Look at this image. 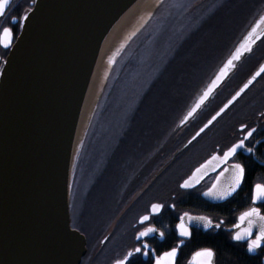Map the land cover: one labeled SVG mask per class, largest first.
Wrapping results in <instances>:
<instances>
[{
	"label": "water",
	"instance_id": "water-1",
	"mask_svg": "<svg viewBox=\"0 0 264 264\" xmlns=\"http://www.w3.org/2000/svg\"><path fill=\"white\" fill-rule=\"evenodd\" d=\"M163 1H36L0 75V264H81L85 246L70 224L69 189L87 103L131 16L135 12L142 15L129 31L132 35ZM208 1L196 0L191 9ZM262 16L264 5L191 101L173 134L180 135L195 121L264 39V23L257 27ZM253 28L256 32L250 36ZM237 50L239 59L225 68ZM262 66L264 58L164 166L221 118L264 73L260 72ZM209 89L208 97L189 116ZM212 165L201 173L195 170L190 176L196 174L192 185L208 174Z\"/></svg>",
	"mask_w": 264,
	"mask_h": 264
},
{
	"label": "flooded vegetation",
	"instance_id": "flooded-vegetation-1",
	"mask_svg": "<svg viewBox=\"0 0 264 264\" xmlns=\"http://www.w3.org/2000/svg\"><path fill=\"white\" fill-rule=\"evenodd\" d=\"M36 1L10 0L4 16L0 17V36L4 28L12 30L10 46L5 48L0 44V75ZM263 58L264 46L251 58L234 90ZM234 90L227 93L224 101ZM223 102L189 127L182 144ZM242 126L246 127L242 130ZM252 129L256 131L245 140V148L238 149L226 164L220 163L213 170L217 163L213 161L210 172L198 183L189 188L181 186L199 166L213 155L222 156ZM160 144L150 152L144 147L140 149L133 160L134 164L125 170L128 173L133 172L129 175L130 181L120 187L118 195L122 192L121 196L117 198L115 195L111 200L110 195L101 201L95 215L92 214L94 216L88 214L91 210L89 200L80 206L83 214V217H79L82 231L76 229L79 227L75 225L70 212L71 227L85 246L81 264H116L118 260L126 258V264H155L157 257L173 248L177 249L174 264H262L264 246L249 252L247 241H236L233 236L238 231L234 225L240 223L239 216L243 212L258 207L264 213V201L253 203L252 200L255 185L264 184V73L229 113L221 117L167 166L164 164H167L169 156L176 150L165 152ZM247 148L252 151L248 152ZM237 163L245 168V177L240 186L226 199L205 195L218 181V189L227 187L231 181V173L223 170ZM150 171H153L151 179L146 180ZM114 188L116 187L112 188V193L113 190L116 191ZM105 203L107 204L104 205ZM155 204L162 205L159 211H153L152 206ZM144 216L149 219L141 222ZM181 218L190 233L188 236L179 234L177 225L181 223ZM149 227L156 231L137 239L139 233ZM243 227H247V224ZM257 231L254 227L253 238ZM160 233L164 235L161 236ZM136 248H140L141 252H136ZM206 249L212 251L211 258L197 255ZM130 252L133 253L132 256H128Z\"/></svg>",
	"mask_w": 264,
	"mask_h": 264
},
{
	"label": "trees",
	"instance_id": "trees-1",
	"mask_svg": "<svg viewBox=\"0 0 264 264\" xmlns=\"http://www.w3.org/2000/svg\"><path fill=\"white\" fill-rule=\"evenodd\" d=\"M195 1L192 0L193 4ZM210 1L194 9L189 6L191 2L186 6L178 4L168 14L180 26L182 25L180 28H184L187 23L193 20H198L200 16L204 17L201 23L172 49L170 57L154 74V78L148 83L146 89L141 92L125 129L116 138L115 147H113L115 151L112 150L115 153H113L111 161L108 162L109 157L105 158L102 165L104 169L102 168L101 172V174L104 172V178H101L98 185L103 190L104 197L107 196L106 199L112 188L117 185L118 173L124 170L122 167L128 161L134 163L133 160L142 147L150 152L170 136L191 101L220 65L242 31L264 5V0H223L224 2L222 1L214 11L205 12ZM202 9L205 10L201 13ZM162 12H164V5L158 8L138 28L139 30L137 29L138 31L136 30L137 33L135 31L132 35L131 32L126 34L120 41V43H125L124 48L123 44L118 43L112 49L111 56L123 48L119 52L122 57L128 44H126V39L129 34L131 35L129 39L135 33L137 34L134 35L135 38H140L135 53H138L141 47L151 46L155 39L162 37L166 28H170L169 20L171 19L165 15L166 13L161 15ZM149 24L151 26L155 24V26L147 30ZM140 30L142 34L138 37ZM133 69L130 64L125 65L119 77ZM117 79L115 78L112 82L116 83ZM136 143L139 144V148ZM89 144V148L92 150L93 147L94 149V139L90 140ZM89 153L90 151L85 152L84 158L88 159ZM104 197L102 196V198ZM91 203L90 211L95 213L100 206L99 202L98 204L95 201ZM92 214L89 215H95Z\"/></svg>",
	"mask_w": 264,
	"mask_h": 264
},
{
	"label": "rangeland",
	"instance_id": "rangeland-1",
	"mask_svg": "<svg viewBox=\"0 0 264 264\" xmlns=\"http://www.w3.org/2000/svg\"><path fill=\"white\" fill-rule=\"evenodd\" d=\"M162 4L164 5V12H162L161 15L164 13H166L165 15H168L173 11L176 5L181 4L182 6H186L189 4V6L192 7L193 2L192 0H164ZM168 16L171 18L169 20L170 28H166V32H164L165 34L157 39L158 42L152 52H148L150 46H144L141 47L138 53H135V50L138 48V44L140 42V38L138 39L134 36L139 30L138 29L136 33L126 42V44H128L122 54V57L119 52L122 51L125 44L124 46L122 45L123 48H120L114 56H109L107 58V61L103 64L96 79L79 129L70 175L69 209L75 225L79 227H76L78 231L83 230L80 227L81 222L79 217H83L80 206H83L88 200L90 203L95 201L98 204L99 202L100 205V203L102 204L103 200L107 197H104L102 193L103 190L100 189V185H98L101 178H104V172L102 174L101 172L104 169L102 165L104 164L105 158L109 157L108 162L111 161L113 153H115L113 152L115 151V149L113 150V147H115L114 143L116 138L125 129L124 127L127 124V120L132 113L141 92L146 89L148 83L154 78V71L161 63L160 61H162L165 55L169 53L173 44L179 43L185 34L182 31L183 28H179L180 24L176 27L173 26L176 22L170 15ZM154 26L155 24L152 26L150 25L147 30H150V28L152 29ZM130 29L131 28L128 27L126 29L127 32H129ZM141 34L142 32L140 30L138 37H140ZM122 37H124V35H122ZM128 64L133 66L134 69L119 77L122 69ZM115 78L117 79V82L113 83ZM114 84H116V86H113ZM92 139H94V149L92 147L91 150L89 148V142ZM137 148H139V144H137ZM162 148L165 150L164 147ZM89 151L90 153L88 159L84 158L85 152ZM82 154L83 157H81ZM83 158L87 161H83ZM132 164L134 163L128 161V163L122 167L124 170L121 173H118L119 180L116 183L117 185L114 184L116 187L114 189L116 191L113 190V193L109 192L111 200H113L115 195L116 197L121 196L122 192L118 195L120 187L123 183L126 184L130 181L129 175L133 172L131 171L132 168L130 169V173L125 172V170H128V166L131 167ZM152 164L154 167L155 161H153ZM151 169H153L152 166ZM185 173L187 174V170H185ZM121 181L122 183L120 184ZM144 182L145 180L142 184ZM87 183L89 186L84 191ZM126 189L129 188L126 187ZM102 196L104 198H102ZM90 203L89 207L92 208V203ZM106 204L107 203L104 205ZM92 213L94 212H88V214Z\"/></svg>",
	"mask_w": 264,
	"mask_h": 264
},
{
	"label": "snow or ice",
	"instance_id": "snow-or-ice-1",
	"mask_svg": "<svg viewBox=\"0 0 264 264\" xmlns=\"http://www.w3.org/2000/svg\"><path fill=\"white\" fill-rule=\"evenodd\" d=\"M9 3H10V0H0V17L4 16L5 11H6L7 7L9 6ZM259 23H264V16H262L260 18V21L258 22L257 27L259 26ZM255 32H256V28H253L252 33H250L249 35L251 36ZM11 39H12V30L10 28H4L3 34H2V36H0V44H3V46L5 48H8L11 44ZM239 54H240L239 50H237V54H235L233 56L232 60L228 61V64L225 66V68L231 67L232 61L235 59H239ZM260 72H264V66L261 67ZM260 72H258L257 75H260ZM221 75H224V70H222ZM219 79H220V77H217V80H219ZM213 86H215V82H213ZM245 87H247V85H245ZM210 91H211V89H209L208 92L204 93V95L201 97V99L197 103V105L192 109L191 112H189V114H188L189 116H191L192 113L195 112V110L200 107V104H202L204 102V100L208 97V94ZM237 95H239V93H237ZM233 99H235V97H233ZM229 103H231V101H229ZM227 107H228V105H225V108H227ZM223 111H224V109H221V112H223ZM219 115H220V113L218 112L217 116H219ZM215 119H216V117L214 116L212 118V120H215ZM208 123L211 124L212 121L210 120ZM207 126L208 125H205V127H207ZM244 127H246V126H242V130ZM203 130L204 129H201V132ZM255 131H256L255 129L248 131L243 139H241L238 143H235L230 148H228V150L225 151L222 156L213 155L210 160L206 161L204 164L201 165L200 168L196 169V173H201L202 170H206L209 165L213 164V161L217 162L216 165L213 167V170H215V167L219 166L220 163L226 164L227 161L229 160V158L233 157L236 154L238 149L245 148V140H248L253 135V133ZM197 135H199V133ZM246 150L248 152L252 151L251 148H247ZM223 171L231 173V181L229 182L228 186L225 188H219L218 189V183H219V181H218V183L214 184L212 189H210L208 192H206L205 195L213 196V197L219 198V199H226L229 195L232 194V192H234L240 186V184L244 180L245 168L239 163L233 164V165H231L230 168H225ZM221 175H223V172H221ZM195 178H196V174H194L193 177H190L189 180L185 181L184 184L181 186L184 188L192 187L193 185H192L191 181ZM252 200H253V203H255L257 201H264V184L255 185V191H254V195L252 197ZM161 207H162V205H159V204H155L152 206L154 212L159 211V209ZM148 219H149L148 216H144L142 218L141 222L146 221ZM239 221H240V223H237L234 225V227L236 229H238V231L234 234L233 239L236 241L246 240L247 241V248H248L249 252H253L256 249L264 246V213L261 212V209L258 207L249 208L247 211L243 212L239 216ZM245 223L247 224V227H243V225ZM177 227L179 229V234L181 236L190 235V233H189V231H188V229H187V227L183 221V218H181V223L179 225H177ZM254 227H256L258 229V231L256 232V234L253 238V228ZM155 231H156L155 228L149 227V228L145 229L144 231L140 232L137 239H140L141 237L148 236L150 233H153ZM160 235L163 236L164 234L160 233ZM144 247L147 248V245H144ZM135 251L141 252V249L136 248ZM176 253H177V249H175V248H173L171 251L163 253L162 256L156 258L155 264H174ZM144 254L147 255L146 252ZM132 255H133V253H131V252L128 253V256H132ZM197 255H205V256L211 258L213 253L211 250L206 249V250H204V252L198 253ZM126 259L125 260H118L116 262V264H126Z\"/></svg>",
	"mask_w": 264,
	"mask_h": 264
},
{
	"label": "bare ground",
	"instance_id": "bare-ground-1",
	"mask_svg": "<svg viewBox=\"0 0 264 264\" xmlns=\"http://www.w3.org/2000/svg\"><path fill=\"white\" fill-rule=\"evenodd\" d=\"M223 0H211L210 1V4H209V6H208V9H206V11L205 12H212V11H214L219 5H220V3L222 2ZM224 2V1H223ZM205 10V9H204ZM204 10H202V11H204ZM202 11H201V13H202ZM136 13V12H135ZM134 13V14H135ZM132 15L131 16V20L129 21V19H128V21H129V23L127 24L128 25V27L129 28H133L135 25H136V23L140 20V18L142 17V15L141 14H139V13H137V14H135V15ZM203 17L204 16H200V18L198 19V20H193V21H191V22H189V23H187L186 25H185V27L182 29V31L185 33L184 34V36H183V38L182 39H184V37L186 36V35H188V34H190V32L191 31H193L195 28H196V26H198L200 23H201V20L203 19ZM127 21V22H128ZM127 25L124 27V29L122 30V32H121V37H122V35H126L128 32H127ZM178 25V23L176 22L175 23V25H173V26H177ZM182 26V25H181ZM181 26H179V28L181 27ZM127 27V28H126ZM126 28V29H125ZM130 29V30H131ZM181 31V32H182ZM181 41V40H180ZM179 41V42H180ZM158 42V40H154V42L151 44V46H150V48H149V51L148 52H152V50L153 49H155V46H156V43ZM178 43H175V44H173V47L171 48V50L169 51V53L168 54H166L165 55V57H164V59H163V61L156 67V69H155V71H154V74L158 71V69L161 67V65L170 57V55H171V51H172V49L177 45ZM264 46V39L256 46V48L254 49V51H253V53L251 54V56L250 57H248L246 60H244V62L243 63H241L240 65H239V67L236 69V71H235V73L233 74V76L228 80V82H226L224 85H223V89L219 92V93H217L215 96H214V98L205 106V107H203L202 108V110L198 113V115H197V117H196V119H195V121L193 122V123H195L197 120H199V119H201L203 116H205L206 114H209L211 111H212V109H214L220 102H222V100L224 101L225 99V97H227V93L229 92V91H231L232 89L234 90V87H235V85L236 84H238V82H239V78H241V76H242V73H243V71L246 69V67H247V65H248V63H249V61L251 60V58H253V57H255V55L256 54H258L260 51H261V49H262V47ZM248 77V76H247ZM255 84V83H254ZM253 84V85H254ZM252 85V86H253ZM251 86V87H252ZM251 87H249L248 88V90L251 88ZM237 88H235V90H236ZM234 90V91H235ZM247 90V91H248ZM233 91V92H234ZM246 91V92H247ZM245 92V93H246ZM232 95V94H231ZM230 95V96H231ZM244 95V94H243ZM242 95V96H243ZM241 96V97H242ZM229 97V96H228ZM240 97V98H241ZM239 98V99H240ZM239 99L233 104V105H231L230 107H229V109L227 110V111H225V113L221 116V117H223V116H225L227 113H229L230 111H231V109H233V107L235 106V104L239 101ZM225 102V101H224ZM223 102V103H224ZM220 119V118H219ZM218 119V120H219ZM193 123H191L187 128H185L184 130H183V132L180 134V135H175V134H173V130H172V132H171V134H170V136H168V138H165V140L160 144L161 146L163 145V147H164V151L165 152H167V151H171L172 150V152L173 151H178L181 147H182V142H183V140H184V138L187 136V133H188V129H189V127L193 124ZM216 123V122H215ZM214 123V124H215ZM213 124V125H214ZM212 125V126H213ZM211 126V127H212ZM199 138V137H198ZM197 140V139H196ZM195 140V141H196ZM194 141V142H195ZM193 142V143H194ZM192 144V143H191ZM187 149V148H186ZM185 149V150H186ZM184 150V151H185ZM183 151V152H184ZM175 154V152L173 153V154H171L169 157L171 158L173 155ZM181 154V153H180ZM152 173H153V171L151 172H149L148 174H147V176H146V180H148V179H151V175H152ZM145 178V177H144ZM89 185H88V183H87V185L85 186V189H84V191L87 189V187H88Z\"/></svg>",
	"mask_w": 264,
	"mask_h": 264
}]
</instances>
